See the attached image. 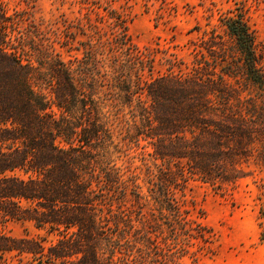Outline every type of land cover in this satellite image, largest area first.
I'll return each instance as SVG.
<instances>
[{
  "label": "trees",
  "instance_id": "1",
  "mask_svg": "<svg viewBox=\"0 0 264 264\" xmlns=\"http://www.w3.org/2000/svg\"><path fill=\"white\" fill-rule=\"evenodd\" d=\"M21 20L0 0V259L180 264L211 231L178 192L264 170V47L245 11L205 31L191 66L158 74L131 43L66 61ZM14 220L55 238L13 236Z\"/></svg>",
  "mask_w": 264,
  "mask_h": 264
},
{
  "label": "rangeland",
  "instance_id": "2",
  "mask_svg": "<svg viewBox=\"0 0 264 264\" xmlns=\"http://www.w3.org/2000/svg\"><path fill=\"white\" fill-rule=\"evenodd\" d=\"M5 1L10 13L22 18L23 31L31 30L38 45L54 46L66 61L83 57L91 44L110 55L122 54L125 43H131L151 59L155 74L186 69L194 59V43L212 28L223 33L220 18L238 9L245 11L259 49L264 47V0ZM253 168L229 191L192 180L178 192L192 217L211 231L207 241L192 240L180 264H264V170ZM4 230L16 237L45 238L47 244L55 238L30 220L11 221ZM0 264H33V259L13 253Z\"/></svg>",
  "mask_w": 264,
  "mask_h": 264
}]
</instances>
